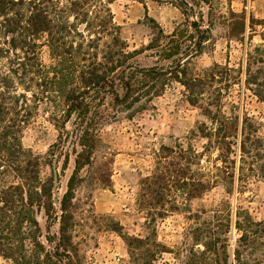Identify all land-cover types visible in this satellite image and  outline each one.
<instances>
[{
  "label": "trees",
  "instance_id": "trees-1",
  "mask_svg": "<svg viewBox=\"0 0 264 264\" xmlns=\"http://www.w3.org/2000/svg\"><path fill=\"white\" fill-rule=\"evenodd\" d=\"M200 1L209 4V0ZM112 2L0 0V258L11 264H77L71 233L73 194L79 173L90 164L98 142L96 110L106 94L117 104L129 106L142 94L160 95L175 81L205 117L193 133L205 141L202 152L191 145H162L151 174L140 180L137 203L149 208L152 220L187 208L188 201L218 182L225 183L227 193L234 185L242 190L250 181L264 183V139L257 125L245 114L223 111V97L235 85L264 104V47L247 52L243 66L214 63L200 74L191 64L203 41L209 39L202 33L200 42L192 44L191 52L177 61L173 71L133 67L128 61L136 51L126 49L120 27L114 23ZM229 15L234 20L229 26L244 34L250 26L245 14L229 9ZM247 20L251 24L255 19ZM178 30L166 36L165 59L181 52L184 32ZM188 39L191 42L194 37L188 35ZM43 48L48 51L49 64L40 59ZM39 110L58 132L57 141L44 156L21 143L23 127ZM73 141L79 148L73 150L74 167L59 201L57 245L55 251H48L40 241L36 214L43 210L51 218L55 211L54 178L42 179L40 166H51L64 156L62 167H66L69 155L64 147ZM205 154H214L206 168L202 166ZM219 212L212 211L202 220L203 227L193 229L195 244L201 249L190 251L191 264H227L225 233L231 223L238 234L232 264H264V221H254L242 208H237L232 220L230 214ZM122 238L129 249L144 242L127 235Z\"/></svg>",
  "mask_w": 264,
  "mask_h": 264
},
{
  "label": "rangeland",
  "instance_id": "rangeland-1",
  "mask_svg": "<svg viewBox=\"0 0 264 264\" xmlns=\"http://www.w3.org/2000/svg\"><path fill=\"white\" fill-rule=\"evenodd\" d=\"M110 9L127 51H136L128 63L137 68L175 70L177 61L191 52L193 43L200 42L202 33L209 39L203 41L201 52L192 58L191 64L200 74L214 63L231 68L243 66L247 52L255 46L264 47L258 20L249 24L246 17L250 26L244 34L229 26L234 20L229 15L228 0H209V4L200 0H113ZM157 25L162 29L161 35ZM175 28L184 32L181 52L165 59L166 36ZM188 35L194 37L191 42ZM155 40L159 41L157 47ZM40 59L44 64L50 63L46 48L42 49ZM117 89L122 94L120 85ZM223 98V111L247 115L264 139V104L236 85ZM96 112L98 142L90 164L79 173L72 200V246L77 264H191L190 251L201 249L195 244L193 229L203 227L202 220L212 211L230 214L232 220L237 208H242L254 221H264V183L258 180L250 181L242 190L234 185L229 193L225 183L218 182L188 201L187 208L168 212L163 217L154 216V220L148 213L149 208L138 205L139 182L151 174L162 145L174 147L179 143L184 147L193 146L196 152L203 151L205 141L193 133L205 122V117L197 105L186 99L184 88L178 82L167 84L158 96L142 94L129 106L117 104L106 94ZM57 135L47 114L39 110L23 127L21 143L24 148L44 156L57 141ZM78 148L74 141L65 144L64 152L69 155L66 167H62L64 156L53 160L51 166L47 163L40 166L42 179L54 178L55 211L51 218L43 210L36 214L40 241L48 251H55L57 245L59 201L74 167L73 150ZM213 157L214 154L210 157L205 154L202 166L210 167ZM124 235L144 242L136 249H129L122 238ZM237 235L231 223L229 232L225 233L227 264H232ZM218 251L220 255L221 247ZM0 264L11 263L0 258Z\"/></svg>",
  "mask_w": 264,
  "mask_h": 264
},
{
  "label": "crops",
  "instance_id": "crops-1",
  "mask_svg": "<svg viewBox=\"0 0 264 264\" xmlns=\"http://www.w3.org/2000/svg\"><path fill=\"white\" fill-rule=\"evenodd\" d=\"M229 8L236 12H243L247 19L251 16L255 20H260L261 32L264 34V0H228Z\"/></svg>",
  "mask_w": 264,
  "mask_h": 264
}]
</instances>
